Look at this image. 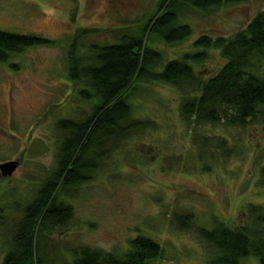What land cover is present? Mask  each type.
<instances>
[{
	"label": "rangeland",
	"instance_id": "rangeland-1",
	"mask_svg": "<svg viewBox=\"0 0 264 264\" xmlns=\"http://www.w3.org/2000/svg\"><path fill=\"white\" fill-rule=\"evenodd\" d=\"M159 2L0 0V31L55 42L29 47L9 62H0V165L20 163L11 177L4 178L0 171V208L6 220V226L0 225V264L15 222L57 167L62 142L57 122L78 120L92 111L93 103L78 97L81 85L67 77L66 52L73 36L92 29L83 41L86 45L115 44L121 32L92 31L138 33ZM262 10L264 0L191 9L181 18L193 28L189 40L171 45L154 34L148 46L157 47L165 63L180 60L202 51L194 46L202 35L232 36ZM224 64L220 50L211 49L205 61L193 67L208 79ZM261 70L264 74V61ZM181 102L180 91L171 85L137 86L133 116L154 121L156 127L123 143L90 182L65 196L74 212L68 228L38 240V253L50 264H73L71 251L85 247L121 255L138 236L161 245V255L150 264H214L219 251L202 239L201 228H213L216 220L254 226V207L264 210V127L191 126L181 116ZM196 137L214 143L225 138L236 152L224 158L214 149L199 150ZM183 216H191L187 228L178 223ZM241 264L260 262L250 256Z\"/></svg>",
	"mask_w": 264,
	"mask_h": 264
},
{
	"label": "trees",
	"instance_id": "trees-1",
	"mask_svg": "<svg viewBox=\"0 0 264 264\" xmlns=\"http://www.w3.org/2000/svg\"><path fill=\"white\" fill-rule=\"evenodd\" d=\"M248 1L160 0L138 33L117 28L92 31L121 32L115 44L86 45L83 41L92 29H82L73 36L66 52L67 77L81 85L78 97L93 103L92 111L78 120L57 122L62 135L57 167L42 181L8 234L9 248L1 264H50L43 253H38V240L68 228L74 212L65 196L90 182L123 143L156 127L154 121L133 116L132 95L140 83H164L178 89L181 116L191 126L223 124L246 129L259 123L264 127V10L232 36L202 35L194 43L202 51L185 54L180 60L165 63L160 50L148 46L154 34L171 45L189 40L193 28L181 21L186 11ZM54 44L38 36L0 31V62H9L29 47ZM211 49L220 50L225 64L213 77L204 79L195 73L193 64H202ZM200 139L194 138L199 150L214 149L224 158L236 152L225 138L215 139L216 143ZM253 210L254 226L237 227L216 220L213 228L200 229L202 239L219 251L214 264H241L250 256L264 264V210ZM4 211L0 208V225L6 226ZM190 218H178L181 228L189 227ZM161 253L159 243L138 236L121 255L85 247L71 251V256L73 264H150Z\"/></svg>",
	"mask_w": 264,
	"mask_h": 264
},
{
	"label": "water",
	"instance_id": "water-1",
	"mask_svg": "<svg viewBox=\"0 0 264 264\" xmlns=\"http://www.w3.org/2000/svg\"><path fill=\"white\" fill-rule=\"evenodd\" d=\"M20 163L18 161H10L0 165L1 175L4 178L11 177L18 169Z\"/></svg>",
	"mask_w": 264,
	"mask_h": 264
}]
</instances>
